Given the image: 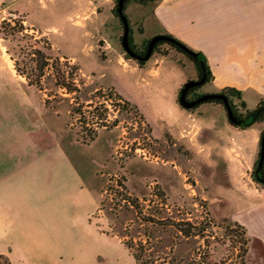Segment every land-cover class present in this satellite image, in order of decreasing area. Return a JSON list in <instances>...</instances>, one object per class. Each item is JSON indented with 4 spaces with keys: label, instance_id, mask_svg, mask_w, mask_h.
Masks as SVG:
<instances>
[{
    "label": "rangeland",
    "instance_id": "1",
    "mask_svg": "<svg viewBox=\"0 0 264 264\" xmlns=\"http://www.w3.org/2000/svg\"><path fill=\"white\" fill-rule=\"evenodd\" d=\"M153 3H126L139 48L160 33L144 23ZM115 5H0V26L27 17L0 34V264H136L131 240L147 251L142 264H264L261 244L247 236L244 253L243 235H232L242 230L229 226L257 199L246 189L256 183L249 152L264 122L235 127L215 102L181 108L193 60L169 44L143 66L127 59ZM235 17L215 21L252 37V22Z\"/></svg>",
    "mask_w": 264,
    "mask_h": 264
},
{
    "label": "crops",
    "instance_id": "2",
    "mask_svg": "<svg viewBox=\"0 0 264 264\" xmlns=\"http://www.w3.org/2000/svg\"><path fill=\"white\" fill-rule=\"evenodd\" d=\"M9 1L20 0H0V5ZM150 8L151 15L145 17V24L158 29L159 35L171 34L204 53L214 77L212 84L220 90L236 88L244 99L247 93H253L257 106L264 95V0H158ZM229 13L236 14L237 20L252 22V37L241 35L239 39L225 28L228 22L216 24L215 20ZM191 34L203 40L192 39ZM226 36H229L227 40ZM212 45L217 48L212 49ZM260 138L256 139L259 143ZM259 153L260 150L252 153L256 154L254 159L249 152L252 162L258 161ZM246 189L253 190L257 199L247 196L253 201L235 220L245 228L247 236L264 249V187L252 182ZM95 204L98 207V198ZM8 254L12 257L11 252Z\"/></svg>",
    "mask_w": 264,
    "mask_h": 264
},
{
    "label": "trees",
    "instance_id": "3",
    "mask_svg": "<svg viewBox=\"0 0 264 264\" xmlns=\"http://www.w3.org/2000/svg\"><path fill=\"white\" fill-rule=\"evenodd\" d=\"M129 0H126V2H125V6H124V14H125V7H126V3L128 2ZM135 2H137V3H139V4H142V5H146V4H148V3H150V2H155V1H158V0H152V1H150V0H134ZM117 9H118V0H116V5H115V7H114V9H113V12H114V14H115V16L117 17V18H120V16H119V14H118V12H117ZM15 16H17L16 14H15ZM126 16V15H125ZM127 17V16H126ZM20 18H23V19H20ZM20 18H17V19H15V21H16V25H15V27H12V25L11 24H8V23H2L1 24V26H0V34L1 35H3V37L4 38H7V37H12V36H14L17 32H19L20 31V29L21 30H23L24 29V26H23V22L25 21L24 19H26L27 17H22V16H20ZM127 19H128V17H127ZM128 22H129V26H130V21H129V19H128ZM121 23H122V21H121ZM122 25H123V23H122ZM20 26V27H19ZM7 27H8V31H6L7 30ZM16 27H18V29L16 28ZM3 29H5V31H3ZM123 34H124V25H123ZM164 35H166V36H168L169 38H171L172 40H174V43H170V42H167V41H161V42H159L158 44H156V46H155V49L157 50V48L160 46V45H163V44H169L170 46H172L173 48H175V49H177L180 53H182V54H184V55H187L186 53H185V49H189V50H191L192 52H195L196 54H197V58L198 59H192L191 57V59L193 60V62L194 63H196V62H201L202 64H204V66L206 67V69H207V71L210 73V74H212L211 73V70H210V66H209V63H208V59H207V57L205 56V54L204 53H202V52H200V51H193V49H191L188 45H186L184 42H182L181 40H179L178 38H176V37H174L173 35H171V34H168V33H166V34H164ZM129 40H130V43H131V41H132V35H131V27H130V35H129ZM150 41H151V39H148L145 43L148 45L149 43H150ZM155 50V51H156ZM41 52V51H40ZM188 57H189V55H187ZM125 57L127 58V59H132L128 54H126V52H125ZM46 64V63H45ZM45 64H43V66L41 67V68H39L40 70H42L43 69V67L45 66ZM138 64L140 65V66H143V64L142 63H139L138 62ZM38 68V67H37ZM23 74H25V76H26V74L27 73H25V72H23ZM43 76V70H42V73H41V75H39V78L38 79H40L41 77ZM223 92L224 93H226V94H228V96L227 97H230V98H227V100H228V103H229V105H230V107H231V109H232V111H233V113H234V116H235V118H236V123H232V122H230V120H229V122L233 125V126H235V127H238V128H240V129H247V128H249V127H252V126H254L255 124H257V123H260V122H264V95L261 97V99H260V101H259V103L257 104V106H256V108L255 109H249L248 108V105H247V103H246V101H245V99H244V96H243V93L241 92V91H239V90H237L236 88H232V87H228V88H225L224 90H223ZM235 100H237L238 102H239V105H236L237 103H235ZM209 102H215V103H218V104H222L224 107H225V105H224V103H222L221 101H219V100H212V101H208V102H206V103H209ZM204 104V103H203ZM239 107H241V108H243L244 109V111L243 112H239V111H237V109L239 108ZM225 109H226V107H225ZM226 112H227V110H226ZM227 116H228V114H227ZM229 119V118H228ZM264 133V132H263ZM263 133H262V135H261V138H260V153H259V157H258V161H257V163L255 164V167H254V173H253V179H254V182H256L257 184H259V185H261L262 187H264V163H263V165L258 169V163H259V160H260V156H261V147H262V139H263ZM126 200V199H125ZM129 210H130V208H129ZM151 222V221H150ZM229 226H234V227H236V230L237 229H239V230H242V231H232V235H234V236H239V234H240V232H241V234L243 235V237H244V239H243V244H244V253H246L247 252V249H246V246L248 245V243H249V239H247V233H246V230H245V228L240 224V223H238V222H235V221H232V222H230V224H229ZM145 231V233H143L144 235H146L148 232H147V230L144 228L143 229V232ZM140 232V231H139ZM180 232H182V231H180ZM184 234L185 235H188L189 234V232H186V231H184ZM238 234V235H237ZM123 238H126V236H123ZM254 241L255 240H253L252 241V246H253V244H254ZM256 242V241H255ZM131 243H133L132 242V240L131 241H128V242H126V241H124V244L128 247V249H133V257H134V259H135V261H136V264H142L143 263V259L144 258H146V252L147 251H145V247H144V245L142 244V243H140L139 244V248L138 249H135L134 248V246H135V244H134V246H132V244ZM131 244V245H130ZM257 244V243H256ZM250 248H252L251 246H250ZM160 253H163V251H156V253L155 254H153V255H158V254H160ZM166 254V253H165ZM246 255V254H245ZM155 257V256H154Z\"/></svg>",
    "mask_w": 264,
    "mask_h": 264
},
{
    "label": "water",
    "instance_id": "4",
    "mask_svg": "<svg viewBox=\"0 0 264 264\" xmlns=\"http://www.w3.org/2000/svg\"><path fill=\"white\" fill-rule=\"evenodd\" d=\"M152 1V0H150ZM125 2L126 0H118V9L117 12L120 16V19L124 25V34L122 37V46L124 51L126 52V54H128L132 59L134 60H138V61H147L154 49V46L161 42V41H167L170 43H174V40H172L171 38H169L166 35H157L155 36L149 43V47H148V51L146 53V55L144 57H140L139 55H137L130 47V40H129V35H130V26H129V22L127 17L124 14V6H125ZM185 52L187 54H189L192 57H197V54L195 52H192L189 49H185ZM203 80L199 81V82H194V81H190L187 82L184 86V88L182 89L181 93H180V97H179V105L185 109V110H191L192 108H194L197 105L203 104L207 101H211V100H221L227 110V114H228V118L230 120V122L232 123H236V118L234 116V113L228 103V100L226 98V96L222 95V94H210V95H205L193 102H189L186 99V93L190 88L199 86L203 84ZM264 163V133H263V139H262V147H261V156H260V160L258 163V169L263 165Z\"/></svg>",
    "mask_w": 264,
    "mask_h": 264
},
{
    "label": "flooded vegetation",
    "instance_id": "5",
    "mask_svg": "<svg viewBox=\"0 0 264 264\" xmlns=\"http://www.w3.org/2000/svg\"><path fill=\"white\" fill-rule=\"evenodd\" d=\"M155 37V36H154ZM154 37H152V38H150L151 40L154 38ZM158 44V43H157ZM156 46V45H155ZM155 46H154V49H153V52H152V54H151V56H150V58L147 60V61H138V60H135V61H138L139 63H142L143 65H145L147 62H149L150 60H151V58H152V56L155 54ZM130 47H131V49L137 54V55H139L140 57H144L145 55H146V53H147V51H148V47H149V44L147 45L146 43H145V46H144V48H139V47H137V46H134L133 44H132V41H131V43H130ZM186 53V52H185ZM187 54V53H186ZM187 55H189V54H187ZM190 56V55H189ZM192 59H198L197 57H192V56H190ZM194 65H195V72H196V77L195 78H193V79H189V80H187L186 81V83L187 82H190V81H194V82H199V81H204L203 82V84L202 85H199V86H196V87H193V88H190L188 91H187V93H186V99H187V101H189V102H193V101H195V100H197V99H199V98H201V97H203V96H205V95H210V94H222V95H224V96H228V94H226V93H224L223 92V90H221V91H219V92H217V93H213V92H210V93H202V92H200V89L201 88H203V87H205L206 85H208V84H211L212 82H213V74H210L208 71H207V69H206V67L204 66V64H202L201 62H196V63H194ZM210 66V65H209ZM210 70H211V68H210ZM211 73H212V70H211ZM185 83V84H186ZM185 84L180 88V90H179V93H178V101H179V97H180V93H181V91H182V89L184 88V86H185ZM227 98H230V97H227ZM212 101V100H211ZM219 101H221V100H219ZM208 102V101H207ZM222 102V101H221ZM206 103V102H205ZM223 103V102H222ZM202 104H200V105H197V106H195L194 108H192L191 110H187V111H193V110H196V109H198L200 106H201ZM181 107V106H180ZM182 108V107H181Z\"/></svg>",
    "mask_w": 264,
    "mask_h": 264
}]
</instances>
